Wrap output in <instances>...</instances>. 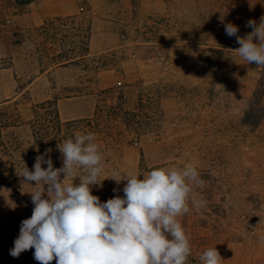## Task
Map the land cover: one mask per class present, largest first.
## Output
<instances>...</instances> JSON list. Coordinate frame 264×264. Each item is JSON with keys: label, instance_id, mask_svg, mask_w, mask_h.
Here are the masks:
<instances>
[{"label": "rangeland", "instance_id": "rangeland-1", "mask_svg": "<svg viewBox=\"0 0 264 264\" xmlns=\"http://www.w3.org/2000/svg\"><path fill=\"white\" fill-rule=\"evenodd\" d=\"M15 1L0 0V264H39L34 249L10 255L34 208L33 189L19 175L24 165L33 171L41 154L35 134L51 153L86 131L58 127L51 111L34 106L55 101L61 112L79 99L92 117L98 99L111 102L112 94L101 95L108 88H120L128 108L141 89L156 88L162 98L138 145L102 156L101 179L113 170L142 179L155 168L194 165L203 186H193L190 210L178 217L189 236L188 264H202L213 247L222 264H264V67L232 51L240 45L224 27L233 23L246 36L247 22L264 17V0ZM57 157L54 168L63 165ZM126 183L105 179L92 195L102 203L123 197Z\"/></svg>", "mask_w": 264, "mask_h": 264}, {"label": "clouds", "instance_id": "clouds-1", "mask_svg": "<svg viewBox=\"0 0 264 264\" xmlns=\"http://www.w3.org/2000/svg\"><path fill=\"white\" fill-rule=\"evenodd\" d=\"M246 26L252 31L242 37L238 26L224 25L226 35L240 45L232 51L249 65L264 67V17L259 24L249 20ZM57 147L62 167L54 168L45 153L36 156L33 171L24 165L19 175L33 189L29 193L34 208L21 223L11 256L34 249L39 264L53 260L56 264H188L189 236L178 217L190 210L193 186H203L194 165L155 168L142 179L139 174L120 175L113 170L101 179L105 168L94 134L77 133ZM77 170L83 173L78 185L74 184ZM105 179L117 184L127 181L124 196L102 203L92 195V186L102 187ZM200 260L202 264L223 261L216 247L207 249Z\"/></svg>", "mask_w": 264, "mask_h": 264}, {"label": "trees", "instance_id": "trees-1", "mask_svg": "<svg viewBox=\"0 0 264 264\" xmlns=\"http://www.w3.org/2000/svg\"><path fill=\"white\" fill-rule=\"evenodd\" d=\"M33 2L34 0L15 1L17 6H25ZM59 56L60 55H57V57ZM105 94H112L111 102L107 103L105 100L98 99L92 117L65 123H61L59 120L55 101L47 100L35 105L34 108L36 113L40 110L51 111L56 119V126L58 127L61 126V124H82L86 127L84 134H94L95 142L99 145L102 156L106 152L117 149L118 146L124 143L138 145L156 121L158 104L162 98V93L156 88L141 89L131 108L125 106L124 92L120 88L105 89L101 92V95L104 96ZM15 124H17V122H15ZM5 127H9V125ZM33 141L41 148V154L46 153V159L48 156L56 159L58 158L57 156L61 155V152L55 145L51 147L53 151L51 150L52 152L50 153L47 144L48 140L42 137V135L36 136L35 134ZM18 230L20 231V227Z\"/></svg>", "mask_w": 264, "mask_h": 264}, {"label": "crops", "instance_id": "crops-1", "mask_svg": "<svg viewBox=\"0 0 264 264\" xmlns=\"http://www.w3.org/2000/svg\"><path fill=\"white\" fill-rule=\"evenodd\" d=\"M84 104L85 102L79 99L65 103L63 104V110L58 112V117L65 121L88 118L89 108L84 106Z\"/></svg>", "mask_w": 264, "mask_h": 264}]
</instances>
